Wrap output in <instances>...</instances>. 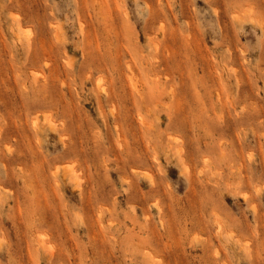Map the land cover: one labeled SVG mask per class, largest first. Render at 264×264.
I'll return each instance as SVG.
<instances>
[{"label":"rangeland","instance_id":"374dc122","mask_svg":"<svg viewBox=\"0 0 264 264\" xmlns=\"http://www.w3.org/2000/svg\"><path fill=\"white\" fill-rule=\"evenodd\" d=\"M263 167L264 0H0V264H264Z\"/></svg>","mask_w":264,"mask_h":264},{"label":"bare ground","instance_id":"6f19581e","mask_svg":"<svg viewBox=\"0 0 264 264\" xmlns=\"http://www.w3.org/2000/svg\"><path fill=\"white\" fill-rule=\"evenodd\" d=\"M213 10L215 11L216 9L215 8H213ZM216 12V11H215ZM216 14V13H215ZM239 14H236V16H238ZM233 16H235V15H232V17ZM234 17V18H236L237 19V17ZM240 16V15H239ZM241 17V16H240ZM247 17V16H246ZM243 18V17H242ZM248 18V17H247ZM249 20H250V16H249V18H248ZM256 20H258V19H256ZM255 20V21H256ZM252 21H253V18H252ZM261 24H262V21H261ZM263 28V27H262ZM119 53V52H118ZM119 56V55H118ZM120 60V59H119ZM128 67H130V65L128 66ZM129 72V70H127V73ZM122 74V73H121ZM129 74V73H128ZM121 76H123V75H121ZM129 78V79H128ZM127 79H128V82L130 83V86L132 85V80L130 79V77H128ZM133 79V78H132ZM237 80H239L238 78H236ZM129 80H131V81H129ZM122 81V80H121ZM126 82V81H125ZM128 82H126V83H128ZM125 83V84H126ZM127 85V84H126ZM126 85H123L124 86V89L127 87ZM134 85V84H133ZM98 86V85H97ZM160 86V85H159ZM131 88H132V86H131ZM133 88H134V86H133ZM133 88H132V90H133ZM97 89H99V90H102V89H100V88H98L97 87ZM127 89V88H126ZM122 90V89H121ZM134 90H135V93L136 94H138L139 93V91H138V93H137V91H136V88H134ZM133 90V91H134ZM96 91V90H95ZM104 91V90H103ZM171 91V90H170ZM105 92V91H104ZM125 92H126V90H125ZM141 92V91H140ZM101 93V92H100ZM124 93V92H123ZM157 93V92H156ZM169 93H171V92H169ZM115 94V93H114ZM126 94H131V93H126ZM166 94V93H165ZM96 95V94H95ZM117 95V94H116ZM118 95H121V94H118ZM171 95H172V93H171ZM44 96V95H43ZM106 96V95H105ZM114 96V95H113ZM129 96V95H128ZM140 96H142V99H143V94H141V93H139V95H138V97L139 98H141ZM168 96V95H167ZM173 96V95H172ZM169 97H171V96H169ZM44 98H46V97H44ZM124 98V97H123ZM112 99V98H111ZM131 99V98H130ZM132 101H133V99H132ZM129 102V101H128ZM132 103V102H131ZM136 103V102H135ZM133 105V104H132ZM136 105V104H135ZM256 107H257V105H255ZM253 109V108H252ZM259 109H260V107H259ZM257 111V110H256ZM254 112V111H253ZM258 112V111H257ZM126 113V112H125ZM252 114V113H251ZM254 114V113H253ZM253 114H252V116H253ZM249 115V114H248ZM251 116V117H252ZM256 116V115H255ZM260 116H261V114H260ZM51 125V124H50ZM119 126V125H118ZM120 131V130H119ZM253 132V131H252ZM254 137H255V135H254ZM256 138V137H255ZM154 156H155V154H153ZM221 155H222V153H221ZM223 156V155H222ZM249 156V155H248ZM249 158H250V156H249ZM155 159V158H154ZM219 159H221V158H219ZM250 160V159H249ZM264 168V167H263ZM239 169V168H238ZM56 170H58V168L56 167L53 171H54V173H55V171ZM240 170H241V168H240ZM147 173V172H146ZM144 174H145V172H144ZM147 176H149L148 174H146ZM255 177V176H254ZM149 178V177H148ZM152 178V177H151ZM228 181V180H227ZM225 183V182H224ZM247 183V182H246ZM152 184V183H151ZM254 184V183H253ZM227 185V184H226ZM153 186V185H152ZM247 186H248V184H247ZM252 186H254V185H252ZM257 188V187H256ZM254 189V188H253ZM258 189V188H257ZM255 190V189H254ZM230 191V190H229ZM246 198H247V196H246ZM251 198V197H250ZM249 198V199H250ZM255 199V198H254ZM252 200H253V198H252ZM251 206V205H250ZM254 208H256L255 206H253ZM253 209V208H252ZM253 212H255L256 213V209L255 210H253Z\"/></svg>","mask_w":264,"mask_h":264}]
</instances>
